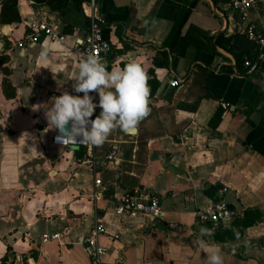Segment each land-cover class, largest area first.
<instances>
[{
  "label": "crops",
  "instance_id": "0c3cea01",
  "mask_svg": "<svg viewBox=\"0 0 264 264\" xmlns=\"http://www.w3.org/2000/svg\"><path fill=\"white\" fill-rule=\"evenodd\" d=\"M255 1L241 21L225 0H98L111 44L104 62L140 63L148 114L132 131L116 128L102 145L60 148L52 159L45 109L33 107L77 95L69 48L87 29L85 0H0V264H92L85 238L97 216L101 264H206L193 244L202 228L223 264H264V43L238 30L253 23L264 33V0ZM32 21L66 42L42 33L30 41ZM223 185L238 216L260 217L242 236L216 241L194 211ZM135 190L158 196L159 216L117 214L116 196Z\"/></svg>",
  "mask_w": 264,
  "mask_h": 264
},
{
  "label": "clouds",
  "instance_id": "9594fccd",
  "mask_svg": "<svg viewBox=\"0 0 264 264\" xmlns=\"http://www.w3.org/2000/svg\"><path fill=\"white\" fill-rule=\"evenodd\" d=\"M50 51L51 47L45 44L37 63L45 61ZM73 89L77 95L63 91L45 104L33 107L34 110L45 109L48 125L44 131L58 130L56 142L64 146L77 142L102 145L114 129L129 132L148 114L150 89L145 72L135 59L123 68L114 65L108 70L95 52H89L79 63ZM92 92L98 94V104L94 102ZM97 107L101 111L92 119ZM206 235L210 233L202 228L193 244L205 253L206 264H223L221 249L206 241L203 238Z\"/></svg>",
  "mask_w": 264,
  "mask_h": 264
},
{
  "label": "built area",
  "instance_id": "2783aa9c",
  "mask_svg": "<svg viewBox=\"0 0 264 264\" xmlns=\"http://www.w3.org/2000/svg\"><path fill=\"white\" fill-rule=\"evenodd\" d=\"M225 3L231 10L236 12L241 21L247 18L248 12L256 5L255 0H225ZM85 13L88 18V26L84 33L75 35L70 45V53H72L77 61L80 63L82 58L89 52H95L103 61L105 56L110 50L111 44L103 35V20L98 12V0H85ZM28 27L31 32L28 35V39L32 42H36L40 34L46 35L51 40L65 43L67 35L61 33L56 27L46 25L44 23H38L32 21L28 23ZM239 31L252 40H257L261 44L264 43V33L256 27L253 23L244 24L243 27L238 26ZM246 66L250 65L247 60L244 62ZM172 87H178L179 82L176 79L169 81ZM98 104L99 101L94 100ZM101 109L97 107L93 114L92 119H95L96 114ZM58 130H50L49 144L55 148L62 149L67 147H85L87 150H91L92 144L85 142H77L64 146L56 142V136ZM116 158V152L114 150L109 151L106 155L107 160L114 161ZM94 184L100 186L102 180L100 178L94 179ZM229 186L223 185L216 189L212 200L204 207L197 208L194 211L195 220L202 224L210 226L213 230H217L227 226L238 216V211L232 207L227 199L226 195L229 191ZM116 212L121 217L123 216H137L144 215L149 217L159 216L161 213L160 200L156 194L150 190H135L132 193H124L120 196H116ZM171 228L176 227V224H170ZM104 232V225L100 217H94V221L90 226L89 235L86 236V250L90 256L92 264H101L100 257L104 253V246L98 244L97 238ZM55 238L56 235L48 236L44 235L43 241L47 238Z\"/></svg>",
  "mask_w": 264,
  "mask_h": 264
},
{
  "label": "trees",
  "instance_id": "16d2710c",
  "mask_svg": "<svg viewBox=\"0 0 264 264\" xmlns=\"http://www.w3.org/2000/svg\"><path fill=\"white\" fill-rule=\"evenodd\" d=\"M259 215L247 210L242 216H237L227 226L217 229L214 235L216 241H227L242 236L246 227L252 225L259 219Z\"/></svg>",
  "mask_w": 264,
  "mask_h": 264
},
{
  "label": "rangeland",
  "instance_id": "374dc122",
  "mask_svg": "<svg viewBox=\"0 0 264 264\" xmlns=\"http://www.w3.org/2000/svg\"><path fill=\"white\" fill-rule=\"evenodd\" d=\"M50 146V145H49ZM52 147V146H51ZM53 148H55V147H53ZM56 149V152L53 154V157H52V159L53 158H57V159H59V157H60V149H58V148H55Z\"/></svg>",
  "mask_w": 264,
  "mask_h": 264
},
{
  "label": "water",
  "instance_id": "95a60500",
  "mask_svg": "<svg viewBox=\"0 0 264 264\" xmlns=\"http://www.w3.org/2000/svg\"><path fill=\"white\" fill-rule=\"evenodd\" d=\"M256 66V64L254 65V67ZM235 70H236V72H239V68H238V66H236L235 65ZM132 131V130H131ZM49 135H50V132H49ZM50 145V144H49ZM51 146V145H50Z\"/></svg>",
  "mask_w": 264,
  "mask_h": 264
}]
</instances>
